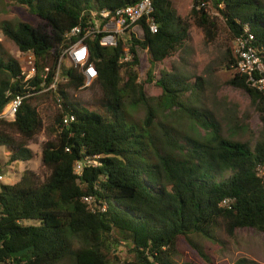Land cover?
I'll return each mask as SVG.
<instances>
[{
	"label": "trees",
	"instance_id": "1",
	"mask_svg": "<svg viewBox=\"0 0 264 264\" xmlns=\"http://www.w3.org/2000/svg\"><path fill=\"white\" fill-rule=\"evenodd\" d=\"M5 1L29 7L46 26L9 20L0 26L21 52L37 57V73L26 79L20 62L0 49V112L17 94L25 96L14 120L0 119V147H7L8 162L26 163L35 156L30 141L44 129L34 102L73 41L67 32L90 11L138 0ZM152 1L158 32L145 27L142 36L132 34L117 46L88 39L98 72L91 85L85 86L82 69L62 62V81L47 91L59 106L48 128L54 137L41 151L48 176L41 180L26 168L13 184L0 181V264H214L203 239L216 240L222 228L229 235L242 228L264 232V138L226 135L215 111L201 101L205 80L196 76L191 83L174 64L167 65L189 49L191 23L172 0ZM210 1L211 12L196 4L190 12L206 40L216 39L220 19L233 40L248 27L264 60V0ZM139 48L150 56L146 80L139 75ZM232 52L223 67L233 71L227 83L248 94L246 116L258 111L264 121V90L236 71ZM157 66L159 77L153 74ZM154 81L161 92L148 94L145 84ZM87 88L99 95L88 102L73 97ZM141 108L144 114L137 117L134 111ZM65 116L74 120L64 124ZM232 118L229 132L246 129L244 116ZM182 242L196 248L204 263L177 261Z\"/></svg>",
	"mask_w": 264,
	"mask_h": 264
},
{
	"label": "rangeland",
	"instance_id": "2",
	"mask_svg": "<svg viewBox=\"0 0 264 264\" xmlns=\"http://www.w3.org/2000/svg\"><path fill=\"white\" fill-rule=\"evenodd\" d=\"M178 14L186 17L191 23L190 47L185 54L178 53L169 59L167 65L174 64L179 73L188 76V80L193 83L196 76H201L205 80L204 91L200 98L203 106L215 111L220 124L224 128L226 135L234 134L235 139L249 140L255 142L258 138H264V121L258 111H251L246 116L245 108L249 101L248 94L241 88L228 85V80L232 77L233 71L224 70L225 57L229 55V50H233V39L225 21L219 20V32L213 42L206 40L203 30L198 27L191 17V9L193 0H172ZM211 12V5L207 8ZM4 20H9L14 24L26 22L35 27H44L45 21L39 16L31 13L29 7L19 5L13 2L0 0V26ZM139 36L142 33L138 32ZM0 49L15 57L22 66H24L23 55L17 45L5 36L0 27ZM233 53V52H232ZM140 65L139 75L141 80H146L151 70L150 56L146 50L138 49ZM234 55V54H232ZM66 63L69 61L66 60ZM161 66L154 68L153 74L160 76ZM145 90L148 94H159L161 89L155 85V81L145 84ZM73 97L81 102H88L99 90L81 89L72 92ZM35 105L43 118L44 129L33 140L30 141V147L33 150L34 158L26 163H10L7 147H0V174L3 175L4 183L13 184L19 177V173L29 168L35 171L41 180H44L49 170L42 164L41 151L43 143L50 137H54L48 129L54 117L59 111V106L55 97L51 93L42 92L35 100ZM138 117L143 116L144 112L140 110L134 111ZM246 120V129L239 132H229L232 130L230 119L234 113ZM240 121L241 119L238 118ZM187 121V120H186ZM187 126L190 123L186 122ZM195 132H201L196 127ZM264 175V170H260ZM202 243L205 247V253L208 259L214 264H235L243 260L244 264H264V232L257 231L254 228L238 229L234 235H229L223 228L217 231L216 240L203 239ZM125 257V255L123 256ZM179 262L186 260H195L204 263L203 258L191 245L182 242L179 246V253L175 257Z\"/></svg>",
	"mask_w": 264,
	"mask_h": 264
},
{
	"label": "built area",
	"instance_id": "3",
	"mask_svg": "<svg viewBox=\"0 0 264 264\" xmlns=\"http://www.w3.org/2000/svg\"><path fill=\"white\" fill-rule=\"evenodd\" d=\"M197 9H204L211 5L210 0H193ZM154 6L152 0H138L131 4L117 7L115 9L100 8L90 11L83 15L80 22L67 32V38H73V41L61 51L58 60L55 76L53 81L42 92L55 91L59 82L62 81L60 76L62 62L67 60L69 64L83 70L85 75V86L97 78V68L90 61V48L88 39H99L102 46H117L119 40L126 41L131 38L132 34L140 37L147 27L152 33L158 32V24L153 17ZM245 34L236 37L233 40V54L236 57V71L245 75L247 82L252 86L264 90V60L259 55L258 49L253 45L255 36L248 27L244 30ZM24 62V73L26 79L34 77L37 73V57L31 51L21 52ZM129 54L125 53L123 59H128ZM46 76L45 74H43ZM43 76V77H44ZM25 96L17 94L0 112V119L12 121L21 107ZM74 120L73 116H65L64 124ZM80 163L77 165V171L80 170ZM4 177L0 174V181ZM84 200L91 206L92 198L84 197ZM226 203V201H225ZM105 210V207L102 208Z\"/></svg>",
	"mask_w": 264,
	"mask_h": 264
},
{
	"label": "water",
	"instance_id": "4",
	"mask_svg": "<svg viewBox=\"0 0 264 264\" xmlns=\"http://www.w3.org/2000/svg\"><path fill=\"white\" fill-rule=\"evenodd\" d=\"M33 247V246H32ZM32 247H28V248H25V249H22V250H19V251H16V252H13L12 253V256L13 257H19V256H22L23 254L27 253L29 251L30 248Z\"/></svg>",
	"mask_w": 264,
	"mask_h": 264
},
{
	"label": "clouds",
	"instance_id": "5",
	"mask_svg": "<svg viewBox=\"0 0 264 264\" xmlns=\"http://www.w3.org/2000/svg\"><path fill=\"white\" fill-rule=\"evenodd\" d=\"M4 180V179H3Z\"/></svg>",
	"mask_w": 264,
	"mask_h": 264
}]
</instances>
